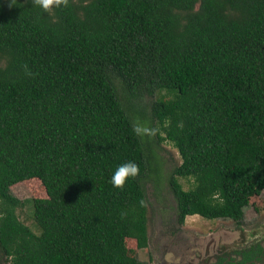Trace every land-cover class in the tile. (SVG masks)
Returning <instances> with one entry per match:
<instances>
[{"label": "trees", "instance_id": "obj_1", "mask_svg": "<svg viewBox=\"0 0 264 264\" xmlns=\"http://www.w3.org/2000/svg\"><path fill=\"white\" fill-rule=\"evenodd\" d=\"M163 142L178 224L238 218L264 190V0H0V264H147L124 242L146 247ZM128 161L140 174L113 187ZM32 180L37 234L9 190Z\"/></svg>", "mask_w": 264, "mask_h": 264}, {"label": "rangeland", "instance_id": "obj_2", "mask_svg": "<svg viewBox=\"0 0 264 264\" xmlns=\"http://www.w3.org/2000/svg\"><path fill=\"white\" fill-rule=\"evenodd\" d=\"M161 95L163 93L155 94L152 97L145 96L143 97V101L145 104H148L156 98L161 97ZM164 97L167 98L166 96ZM179 163V157L171 145L163 142L157 146L155 153H153L150 170L148 169L145 172L143 181L141 182L146 203L147 244L144 249L138 250L135 248L132 240L126 239L124 248L128 256L151 264L152 254H160L167 249L175 250L178 254L184 253L185 247L189 245L186 236L188 234L194 236L198 231L202 233V237H205V241L206 237L210 235L209 233H213L212 235L216 240L214 246L220 243L223 249H225L228 242L227 233H230L229 229L233 223L242 220V223L239 221L236 224L249 227L257 222V218L253 219L251 214H254V212L259 213L263 210L264 190L258 197L254 196L248 199L247 206L239 211L238 218L217 217L212 220H205L198 216L186 217L183 224L179 226V233H181L176 241L164 238L163 234H168L171 232V229H176L174 224L175 203L168 186V178L174 167ZM178 183L183 190H187L189 187L186 180L178 178ZM9 190L10 194L21 203L14 210L16 218L34 234H37L38 230L35 228L32 220L31 199L45 198L42 188L37 181L32 180L18 182L12 185Z\"/></svg>", "mask_w": 264, "mask_h": 264}, {"label": "flooded vegetation", "instance_id": "obj_3", "mask_svg": "<svg viewBox=\"0 0 264 264\" xmlns=\"http://www.w3.org/2000/svg\"><path fill=\"white\" fill-rule=\"evenodd\" d=\"M262 208L259 213L251 214L253 219L257 218L254 225L245 227L236 224L239 221L242 223V220L233 223L229 229L230 233H227L228 242L225 249L220 243L214 246L216 240L213 233H209L205 241V237L198 231L194 236H186L189 245L185 247L184 253L178 254L175 250L167 249L160 254H152L151 264H264V207ZM174 224L176 229L163 234L164 238L171 241L180 237L179 226L183 222L178 224L174 218Z\"/></svg>", "mask_w": 264, "mask_h": 264}, {"label": "clouds", "instance_id": "obj_4", "mask_svg": "<svg viewBox=\"0 0 264 264\" xmlns=\"http://www.w3.org/2000/svg\"><path fill=\"white\" fill-rule=\"evenodd\" d=\"M33 3L45 12H50L53 8L56 7H67L69 6V0H33ZM133 132L136 136L141 139L145 137H155L159 132V128L150 127L145 122L136 119L133 122ZM140 174V167L137 163L128 161L120 164L114 171L111 177V183L115 188H123L127 181L132 178H136ZM143 204V201H141Z\"/></svg>", "mask_w": 264, "mask_h": 264}]
</instances>
